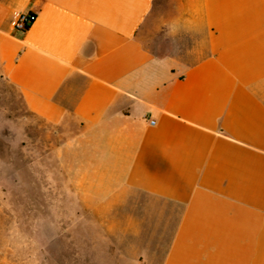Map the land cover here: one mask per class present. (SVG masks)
Masks as SVG:
<instances>
[{
  "label": "crops",
  "instance_id": "0c3cea01",
  "mask_svg": "<svg viewBox=\"0 0 264 264\" xmlns=\"http://www.w3.org/2000/svg\"><path fill=\"white\" fill-rule=\"evenodd\" d=\"M154 1L0 0L2 75L79 124L81 200L152 236L139 264H264V0H185L180 27L209 31L193 65L142 43Z\"/></svg>",
  "mask_w": 264,
  "mask_h": 264
},
{
  "label": "rangeland",
  "instance_id": "374dc122",
  "mask_svg": "<svg viewBox=\"0 0 264 264\" xmlns=\"http://www.w3.org/2000/svg\"><path fill=\"white\" fill-rule=\"evenodd\" d=\"M184 1L155 0L139 37L154 54L193 65L210 55L209 31L180 27ZM79 135L72 119L50 124L28 111L0 68V264L142 261L152 236L129 234L127 219L81 200Z\"/></svg>",
  "mask_w": 264,
  "mask_h": 264
},
{
  "label": "built area",
  "instance_id": "2783aa9c",
  "mask_svg": "<svg viewBox=\"0 0 264 264\" xmlns=\"http://www.w3.org/2000/svg\"><path fill=\"white\" fill-rule=\"evenodd\" d=\"M35 13H14L13 26L14 28L26 32L30 26L36 21Z\"/></svg>",
  "mask_w": 264,
  "mask_h": 264
}]
</instances>
